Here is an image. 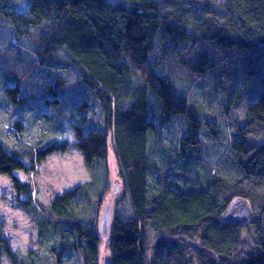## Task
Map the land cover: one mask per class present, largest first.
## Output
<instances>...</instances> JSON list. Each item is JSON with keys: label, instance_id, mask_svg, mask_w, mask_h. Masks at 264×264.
<instances>
[{"label": "trees", "instance_id": "obj_1", "mask_svg": "<svg viewBox=\"0 0 264 264\" xmlns=\"http://www.w3.org/2000/svg\"><path fill=\"white\" fill-rule=\"evenodd\" d=\"M11 1L0 0V15L18 33H26L31 26L42 29L33 49L34 64L53 72H73L97 101L101 114L96 120L102 122L101 128L85 126V116L92 113L84 100V109L77 110V123L70 121L76 146L89 167L97 160H106L109 139L113 138L123 182V196L117 203L129 202L121 214H113L106 238L99 235L98 222L77 216L78 198L84 195L85 186L65 189L49 205L36 204L40 237L52 233L60 238L52 246L57 254L51 264L63 263L72 246L82 264H264L263 218L251 220L258 235L252 247L242 243L240 228L244 225L220 218L236 196L246 197L252 212L257 208L264 215V140H251L252 135L264 137V77L260 78L259 91V82L246 84L251 83L247 66L242 67L244 71L240 67L227 70L228 77L222 80L214 74L221 61L183 56L184 51L195 55L206 47L209 55L227 52L230 59L252 55L256 61L253 66L261 69L264 0H28L24 11H17ZM57 50L66 56H56ZM206 78L223 83L220 98L224 103L230 100L231 80L240 83L243 90L257 84L256 93L246 98L241 121L232 120L228 135L214 131L216 119L202 122L198 118L201 106L190 103L188 93L181 90L189 83L201 91ZM13 83L16 86L7 89L14 96L21 81ZM45 85L47 93L59 91ZM72 86L70 83L65 88L76 94ZM51 102L62 104L59 96L47 100ZM154 103L162 118L156 119L157 124L180 116L188 124L178 148L186 162L172 169L174 173L161 164L163 160L174 163L166 155L158 159L160 165L153 158L156 152L170 148L148 145L149 133L154 132V137L159 133L149 114ZM66 104H62L64 114ZM202 124H206L210 144L216 150L199 139L197 130ZM67 147L68 140L52 141L47 148L37 150L32 165ZM189 148L190 157L186 155ZM28 168L21 155L9 151L0 139V174L10 176L17 195H22L18 200L25 206L33 203L32 185L20 181L13 172ZM4 251L11 264H24L6 243ZM104 252L105 263L101 258Z\"/></svg>", "mask_w": 264, "mask_h": 264}, {"label": "rangeland", "instance_id": "obj_2", "mask_svg": "<svg viewBox=\"0 0 264 264\" xmlns=\"http://www.w3.org/2000/svg\"><path fill=\"white\" fill-rule=\"evenodd\" d=\"M110 1L116 2L118 0ZM11 2L17 11L26 10L28 4V0H12ZM3 17L0 15V139L9 151L18 152L25 164L29 166L26 171L16 170L13 174L20 181L31 183L33 203L25 206L19 201L18 199L22 195H17L10 176L0 174V238L12 251L17 252L18 257L24 264H51V259L57 254L52 246L60 238L57 234L52 233H48L46 238L40 237L36 223L38 217V206L36 204L49 205L51 200L65 189L82 185V187L85 186L83 193L88 197V200L84 195L78 198L77 216L80 220H91L97 223L105 203L111 204L112 214H115V212L121 214L129 206V202L123 200V202L117 203L123 196V182L120 176V164L113 146V138L109 139L110 146L106 160H97L89 167L84 161L82 152L76 146V136L70 121L77 123L75 120L78 119L80 114L77 110L84 109L81 101L84 100L88 101V112L92 113L85 116V126L101 128L102 122L96 120V117L101 114L97 101L92 99L86 85L73 72L57 69L54 70V73L47 67L34 64L33 49L37 48L41 27H28L27 32L21 34L15 30L10 21ZM11 43L15 46H12ZM192 44H196V42ZM15 51L20 54H13ZM54 53L59 57L66 56L62 50H57ZM215 54L209 55L205 47L195 55H188L184 51L183 56L185 59H196L200 56L210 62L221 61V64L218 63V67L215 68L217 71L214 74L222 80L228 77L227 70L240 67L244 71L242 67L247 66L250 69L246 71L250 74L247 78L249 77L250 81L259 82L257 83L258 89L261 90L262 81L260 78L261 76L264 77V64L258 70L253 66L256 61L252 55H240L238 58L230 59L231 55L226 56L227 52H216ZM55 75L56 78L57 76H60V78L57 80ZM16 80L21 81L20 85L18 84L20 90L13 96L7 87H15L16 85L13 82ZM236 81H239V79H236ZM179 82L177 84L181 86L182 83ZM46 83H49L52 89H58L59 91L55 93L51 90L47 93ZM70 83L73 84L72 93L76 94H71L65 88ZM202 83L201 91L198 86L191 87L189 83H186L181 90L186 95L188 93L187 97L188 99L190 97V103L201 106L198 118L202 122L208 119H216V129L214 131L218 133L217 131L221 130L228 135V131H230L229 129L233 124L232 120L241 121L245 101H247L246 98H252L256 93L257 88L255 86L257 84L254 83L256 85L243 90L239 85L240 83H234L231 80L230 91L227 93L230 100L228 103H224L225 100L220 98L223 83H215L214 80L208 82L207 78ZM56 84L59 85L60 89ZM246 84H253V81L251 83L246 81ZM56 95L59 96L62 104L64 101L67 102L66 114L62 111V104H58V102L47 103V100H51L52 97L53 99L57 98ZM203 100L209 103H204ZM40 113L44 114L41 115ZM82 113L84 112L82 111ZM149 114L157 124L156 119L160 114H158L155 103L154 105L150 104ZM161 119L159 117L160 121ZM157 125L159 128L158 136L154 137V132L149 133L148 145L153 149H159L157 147L161 146L170 148L169 152L154 153L153 158L159 164L158 159L166 155L174 163L170 164V162L163 160L161 164H164L162 165L163 168L170 169L174 173L173 170L186 162L184 157L181 158L184 154L180 155L178 153V148L181 144V137L186 134L188 124L185 118L180 116L166 118V121L163 120L161 124L158 123ZM206 129V124H202V127L198 128L199 139H204L210 144L211 134ZM252 136L251 140L253 142L260 143L264 140L261 134L256 135L257 137ZM153 138H155V141H153ZM55 140H68L66 150L53 151L40 162L32 165L37 150L47 148ZM210 145L215 148L214 145ZM190 151L192 149L189 148L186 154L189 157L193 155ZM195 175L197 174L195 173ZM100 195L101 202L96 205V198ZM259 216L263 218L264 230V215H260L257 208H253L250 221L240 228L242 243L247 246L252 247L258 240L255 224L251 220L258 219ZM57 245V247L62 246V244ZM105 252L101 255L104 263L107 261V258L104 257ZM65 256V260L61 264H82L79 253L73 246ZM0 264H11L4 250L0 255Z\"/></svg>", "mask_w": 264, "mask_h": 264}, {"label": "water", "instance_id": "obj_3", "mask_svg": "<svg viewBox=\"0 0 264 264\" xmlns=\"http://www.w3.org/2000/svg\"><path fill=\"white\" fill-rule=\"evenodd\" d=\"M111 209V204L105 203L98 219V233L103 238L108 236L112 224L113 214ZM251 215L252 207L249 200L244 196H236L227 204L220 218L224 222L245 225L250 221ZM4 247L5 242L0 241V255Z\"/></svg>", "mask_w": 264, "mask_h": 264}]
</instances>
